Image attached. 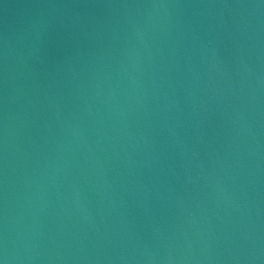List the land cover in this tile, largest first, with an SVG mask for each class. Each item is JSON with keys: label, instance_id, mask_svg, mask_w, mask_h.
<instances>
[{"label": "water", "instance_id": "obj_1", "mask_svg": "<svg viewBox=\"0 0 264 264\" xmlns=\"http://www.w3.org/2000/svg\"><path fill=\"white\" fill-rule=\"evenodd\" d=\"M0 264H264V0H0Z\"/></svg>", "mask_w": 264, "mask_h": 264}]
</instances>
